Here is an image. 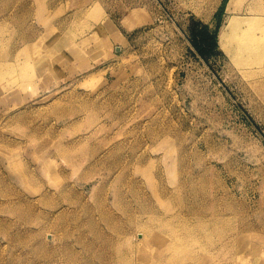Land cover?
I'll use <instances>...</instances> for the list:
<instances>
[{"label":"rangeland","instance_id":"rangeland-1","mask_svg":"<svg viewBox=\"0 0 264 264\" xmlns=\"http://www.w3.org/2000/svg\"><path fill=\"white\" fill-rule=\"evenodd\" d=\"M219 1L0 0V264H264V48Z\"/></svg>","mask_w":264,"mask_h":264},{"label":"bare ground","instance_id":"bare-ground-1","mask_svg":"<svg viewBox=\"0 0 264 264\" xmlns=\"http://www.w3.org/2000/svg\"><path fill=\"white\" fill-rule=\"evenodd\" d=\"M219 0H217V2H218ZM245 1L246 0H230V6H233V9H232V11H231V17H232V20H233V24H232V26H231V28H230V33H229V35H228V38H227V40H226V46L227 45H231V46H234V47H236V50L238 51V52H240V53H243L244 54V52L245 53H247V55L249 54V59L250 58H253V57H260V56H257L258 55V53L260 52V51H262L263 50V48H264V19L262 18V16H260L259 15V12H258V10L259 11H261L259 8V6L261 5H259L258 7H257V9L256 8H254L253 7V5H252V7L253 8H250L248 11L250 12V13H252V15H251V17H244V18H239V17H237L236 15H237V13L241 10V8H242V6H243V4L245 3ZM220 2V1H219ZM247 2V1H246ZM252 2V1H251ZM254 2V1H253ZM259 3V2H258ZM261 3H263V2H261ZM263 5V4H262ZM256 7V6H255ZM230 8V7H229ZM261 8H264L263 6L261 7ZM230 10V9H229ZM264 10V9H263ZM262 10V11H263ZM262 11H261V14H262ZM242 14V13H241ZM263 14H264V12H263ZM240 15V14H239ZM244 15V14H243ZM243 17V16H242ZM235 49V48H234ZM234 51V50H233ZM237 55V54H236ZM237 57V56H236ZM247 58V57H246ZM254 60V59H253ZM248 61V60H247ZM251 61V60H250ZM249 62V61H248ZM263 63V62H262ZM242 69H244V68H242ZM238 70V69H237ZM263 71V70H262ZM260 72V71H259ZM240 73V72H239ZM258 73V72H257ZM263 73H264V71H263ZM2 74V73H1ZM246 74H248V73H246ZM252 74V73H251ZM255 74V73H254ZM258 75V74H257ZM260 75H261V73H260ZM262 75H264V74H262ZM242 76V75H241ZM256 75H254V77H255ZM245 76H243V78H244ZM246 77H247V75H246ZM245 77V78H246ZM253 77V78H254ZM262 77V76H261ZM264 77V76H263ZM248 80L250 79V77L249 78H247ZM246 79V80H247ZM252 80V79H251ZM252 83V82H251ZM250 83V84H251ZM260 83V82H259ZM258 83V84H259ZM258 84L256 85V87L258 86ZM262 88H264V79H263V81H262V83H261V85H260ZM252 89V88H251ZM254 90V89H253ZM256 90H254V92H255ZM259 92V91H258ZM257 92V93H258ZM149 234V233H148ZM148 234H146V235H148ZM145 235V236H146ZM150 236V235H149ZM148 236V237H149ZM151 237V236H150ZM148 242V241H147ZM154 242V241H153ZM166 243H167V241H166ZM169 243V242H168ZM168 243H167V245H168ZM189 243V242H188ZM194 243V242H193ZM171 244V243H170ZM169 244V245H170ZM173 244V243H172ZM171 244V245H172ZM190 244V243H189ZM192 244V243H191ZM198 244V243H197ZM144 245H147V244H144ZM143 245V246H144ZM153 245V244H152ZM155 245V244H154ZM175 245V244H174ZM176 246V245H175ZM186 246H188V245H186ZM147 247V246H146ZM172 247H173V245H172ZM144 248V247H143ZM142 247H141V249H143ZM148 248V247H147ZM156 248H157V246H156ZM138 249V248H137ZM153 249V248H152ZM145 249H143V251H144ZM159 250V249H158ZM174 250V249H173ZM199 250V249H198ZM198 250H196V251H198ZM146 251V250H145ZM171 251V250H170ZM173 252V251H172ZM199 252V251H198ZM142 253V252H141ZM140 253V254H141ZM145 253H148V251L147 252H145ZM144 253V255H146ZM150 253V252H149ZM148 253V254H149ZM166 253V252H165ZM197 253V252H196ZM200 253V252H199ZM162 254H164V253H162V252H160V258H162ZM150 255V254H149ZM148 255V256H149ZM153 255V254H152ZM158 255V254H157ZM156 255V256H157ZM167 255H168V253H167ZM198 255H200V254H198ZM169 256H172V255H169ZM200 256H202V255H200ZM204 256V255H203ZM146 257H147V255H146ZM150 257V256H149ZM174 257V256H173ZM197 257V256H196ZM165 258V257H164ZM170 258V257H169ZM171 259V258H170ZM169 259V260H170ZM179 258H177L176 259V261L178 260ZM180 259H182V257L180 258ZM191 260H192V258H190ZM193 259H196V258H193ZM202 259H204V258H202ZM162 260H164V259H162ZM165 260H166V258H165ZM198 260V259H197ZM168 261V260H167ZM166 261V262H167ZM174 260H170V261H168V262H173ZM186 261V260H185ZM184 261V262H185ZM188 261V260H187ZM178 262V261H177ZM179 262H181L180 260H179ZM178 262V263H179ZM197 262V261H196ZM202 262H204V261H202ZM147 263H149V262H147ZM185 263H187V262H185ZM193 263V262H192ZM191 263V264H192ZM155 264V263H154ZM174 264V263H173ZM183 264V263H182Z\"/></svg>","mask_w":264,"mask_h":264},{"label":"trees","instance_id":"trees-1","mask_svg":"<svg viewBox=\"0 0 264 264\" xmlns=\"http://www.w3.org/2000/svg\"><path fill=\"white\" fill-rule=\"evenodd\" d=\"M225 1H228V0H225ZM202 41L203 42H206V39L205 38H202ZM216 38H215V36L214 37H212L211 39H210V47H212V48H216ZM193 46L198 50V52L199 53H201L202 54V51H201V47L199 46V42H198V40H197V38L196 37H194V40H193ZM203 55V54H202Z\"/></svg>","mask_w":264,"mask_h":264}]
</instances>
